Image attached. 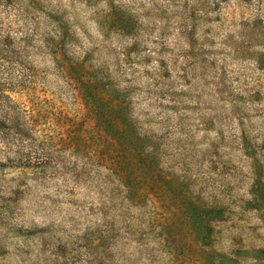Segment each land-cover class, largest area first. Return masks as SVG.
<instances>
[{"label": "clouds", "instance_id": "1", "mask_svg": "<svg viewBox=\"0 0 264 264\" xmlns=\"http://www.w3.org/2000/svg\"><path fill=\"white\" fill-rule=\"evenodd\" d=\"M85 82L159 194L81 139ZM260 173L264 0H0V264H264ZM165 199L223 216L178 244Z\"/></svg>", "mask_w": 264, "mask_h": 264}, {"label": "rangeland", "instance_id": "2", "mask_svg": "<svg viewBox=\"0 0 264 264\" xmlns=\"http://www.w3.org/2000/svg\"><path fill=\"white\" fill-rule=\"evenodd\" d=\"M84 86L86 89H88L89 95L93 97V101L99 109V113L98 115H95L93 119L83 122V128L81 129V139L85 140L88 145H91L92 142L88 140L86 133L90 128H96L99 126L100 131L98 133H93V135L103 138V142L101 143V151L106 152L109 157H115L121 167H124L128 170L130 181L139 187L138 195L141 197L144 195L152 196L154 192L159 194V189L163 187V184L157 185L155 178L147 174V168H145L143 171L137 170L138 166L135 164L133 151H120L121 142L124 141L127 135L126 129L119 119V113L122 111L121 106L114 98L104 95L100 90H95L93 85L85 82ZM77 123L79 124L80 122L78 121ZM129 165H131V167H129ZM254 191L258 196L255 206H264V184L260 183V181H257ZM161 211L164 222L170 223V226L173 227V240L178 244L183 242L187 245H192L193 247L194 236L190 234L192 219L194 218L195 224L200 225L198 230L203 231L205 225L200 219L201 215H203L205 218L211 217L213 215L217 218L223 216L222 211L212 212L209 210H204L203 213H201V209L197 205L188 210L190 212L189 216L181 217L179 210L167 199H165L164 203L161 205ZM210 232L211 229H209V234ZM196 250L198 251V249Z\"/></svg>", "mask_w": 264, "mask_h": 264}, {"label": "trees", "instance_id": "3", "mask_svg": "<svg viewBox=\"0 0 264 264\" xmlns=\"http://www.w3.org/2000/svg\"><path fill=\"white\" fill-rule=\"evenodd\" d=\"M95 103V102H94ZM95 115H98V113H99V109L97 108V106H96V104H95ZM101 116H102V113H101Z\"/></svg>", "mask_w": 264, "mask_h": 264}]
</instances>
